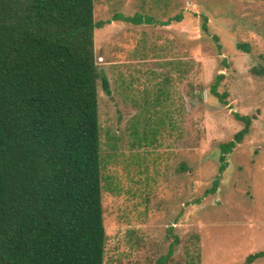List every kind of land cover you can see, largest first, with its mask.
<instances>
[{
    "label": "rangeland",
    "instance_id": "obj_1",
    "mask_svg": "<svg viewBox=\"0 0 264 264\" xmlns=\"http://www.w3.org/2000/svg\"><path fill=\"white\" fill-rule=\"evenodd\" d=\"M94 12L111 91L98 81L104 264L264 251V74L252 73L264 72V0H95ZM235 114L249 133L225 147L244 128Z\"/></svg>",
    "mask_w": 264,
    "mask_h": 264
},
{
    "label": "trees",
    "instance_id": "obj_2",
    "mask_svg": "<svg viewBox=\"0 0 264 264\" xmlns=\"http://www.w3.org/2000/svg\"><path fill=\"white\" fill-rule=\"evenodd\" d=\"M94 11L95 0H0V264H104L98 81L111 91L95 49L108 22ZM235 117L244 128L225 147L249 133L252 119Z\"/></svg>",
    "mask_w": 264,
    "mask_h": 264
}]
</instances>
